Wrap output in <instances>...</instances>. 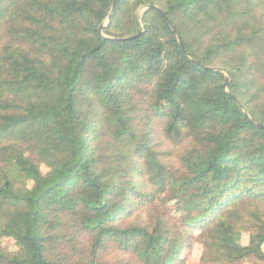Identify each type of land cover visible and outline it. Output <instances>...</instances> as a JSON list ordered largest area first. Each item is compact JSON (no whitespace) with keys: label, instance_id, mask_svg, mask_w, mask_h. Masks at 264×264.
Masks as SVG:
<instances>
[{"label":"trees","instance_id":"16d2710c","mask_svg":"<svg viewBox=\"0 0 264 264\" xmlns=\"http://www.w3.org/2000/svg\"><path fill=\"white\" fill-rule=\"evenodd\" d=\"M195 248L264 264V0H0V264Z\"/></svg>","mask_w":264,"mask_h":264},{"label":"rangeland","instance_id":"374dc122","mask_svg":"<svg viewBox=\"0 0 264 264\" xmlns=\"http://www.w3.org/2000/svg\"><path fill=\"white\" fill-rule=\"evenodd\" d=\"M198 256V250L195 248L192 252V255L188 258L186 264H196V259ZM248 264V263H245Z\"/></svg>","mask_w":264,"mask_h":264},{"label":"water","instance_id":"95a60500","mask_svg":"<svg viewBox=\"0 0 264 264\" xmlns=\"http://www.w3.org/2000/svg\"><path fill=\"white\" fill-rule=\"evenodd\" d=\"M112 9H113V6H112V8H111V11H110V13H109V16H110V14H111V12H112ZM142 23H143V15H142V17H141V24H142ZM227 80H228V79H226L225 84H226Z\"/></svg>","mask_w":264,"mask_h":264}]
</instances>
